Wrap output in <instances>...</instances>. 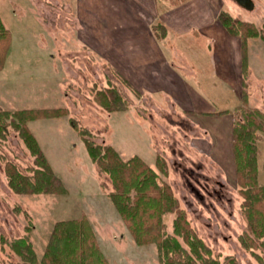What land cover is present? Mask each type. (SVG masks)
Returning <instances> with one entry per match:
<instances>
[{
  "label": "rangeland",
  "instance_id": "374dc122",
  "mask_svg": "<svg viewBox=\"0 0 264 264\" xmlns=\"http://www.w3.org/2000/svg\"><path fill=\"white\" fill-rule=\"evenodd\" d=\"M76 1L0 0V16L10 33L7 53H0L4 58L0 110H68L60 117L28 123L67 193L13 191L8 184L7 164L11 162L23 173L31 174L35 157L12 125L6 137H0V232L8 241L28 236L40 260L56 221L86 216L109 264H160L158 244H139L112 199L109 210L95 191L99 181L108 195L113 183L92 161L83 138L71 124L73 118L91 131L96 143L113 145L125 159L137 154L154 167L161 182H167L178 199L187 225L183 231L208 246L210 256L219 264H233L232 259L236 264H264V236L256 237L251 228L244 188L237 181L233 157L227 154L231 139L226 114L232 110L233 116L242 119L235 111L242 101V90L221 81L222 77L233 76V68L242 64L245 39L248 107L264 112V0H253L252 9L235 0H165L173 5L170 7L180 4L185 9L186 23L196 29V40L181 39L179 46L185 47L184 54L198 55L190 58L188 71L180 68L184 65L177 58L170 67L157 57V52L153 54L152 61L159 67L157 74L170 76L176 71V78L164 85L167 95H163L165 89L151 95L135 88L116 66L132 62L123 50L133 53L136 48L133 40L139 19L131 23L117 17L105 0ZM223 10L245 24H253L259 35L245 37L240 29L238 34H230L218 18ZM208 21L211 23L206 25ZM156 25L151 27L156 37L162 38L163 29ZM125 30L123 37L120 31ZM130 34L132 41H123ZM136 71L141 73L140 69ZM109 86L120 91L127 110L109 112L97 103L96 92ZM169 100L202 110L194 118L208 131ZM257 147L254 187L258 190L264 184V131H258ZM157 155L164 159L167 174L157 168ZM176 217V212H166L164 229L189 248L185 237L175 232ZM241 235L255 244L246 247ZM22 262L10 243L0 241V264Z\"/></svg>",
  "mask_w": 264,
  "mask_h": 264
},
{
  "label": "trees",
  "instance_id": "16d2710c",
  "mask_svg": "<svg viewBox=\"0 0 264 264\" xmlns=\"http://www.w3.org/2000/svg\"><path fill=\"white\" fill-rule=\"evenodd\" d=\"M218 18L230 34H238L240 29L245 37L259 35L258 29L253 24H245L227 11H220ZM156 27L163 29L162 36H165L166 26L157 23ZM9 42V30L0 16V53H7ZM0 61V63L4 62L1 54ZM3 65L4 63L0 65V69ZM241 71L244 87L246 86L244 76L247 72L245 39L242 42ZM241 99L235 111L241 114L242 119L235 118L232 128L235 173L238 183L244 188L243 195L246 197L244 205L248 208L251 228L256 237H262L264 236V184L260 185L258 190L254 186L258 175V131H264V112L259 108L248 107V93L245 87L242 89ZM95 100L109 112L128 109L126 100L116 86L98 90ZM67 113L68 110L65 107L0 110V137L5 138L8 126L12 125L19 131L25 145L35 157V166L32 167L31 174L23 173L11 162L7 164L8 184L16 193L64 194L68 192L65 183L55 173L40 142L28 126L31 120L60 117ZM70 121L83 138L87 151L92 161L98 166L99 172H105L110 176L113 189L108 195L139 244L156 242L160 264H219L217 259L210 256L211 250L208 246L197 236L192 237L189 232L183 231L187 225L178 199L173 194L171 186L167 182H161L159 173L154 167L137 154L125 159L113 145L96 143L89 129L79 126L73 118ZM156 166L161 172L167 174L166 163L159 155L156 157ZM258 201L260 205L257 207ZM166 212L177 213L173 223L175 232L185 237L189 248L183 246L177 236L165 231L163 215ZM241 239L246 247L255 244L252 241L249 242L243 235ZM0 241L10 243L12 249L22 258V264H109L86 216L56 221L40 260L28 236L8 241L0 232ZM205 254L209 256L205 257ZM199 259L201 263L198 262ZM232 262L236 264L234 259Z\"/></svg>",
  "mask_w": 264,
  "mask_h": 264
},
{
  "label": "crops",
  "instance_id": "0c3cea01",
  "mask_svg": "<svg viewBox=\"0 0 264 264\" xmlns=\"http://www.w3.org/2000/svg\"><path fill=\"white\" fill-rule=\"evenodd\" d=\"M80 1V0H79ZM109 6H107L111 11L114 10V13L117 17H125L128 19L129 22L135 23L136 20L139 19L138 22V31H135V40L137 45L136 48L133 50V53L129 50H123V54H128L127 58L132 59V62H125L122 65L116 64L117 68L119 69V73L124 75L129 82L135 86V88L140 89L142 91H146L152 95V93H156L157 89H165L163 91V95H167L168 90L164 85H167L166 82L171 81L172 79L176 78V71H174L170 76L167 73L157 74L159 71H156L159 67L157 63L152 61L153 54L157 52V57L161 58L162 62L166 66H170L176 58L181 61L182 65L180 68L191 67L190 58H196L198 55L193 54L192 52H187L184 54L185 47L179 46V41L181 39H191L193 41L196 40V29L189 27L186 23L187 18L184 14L183 6L170 4L169 2L163 0H105ZM78 0L76 1V3ZM74 3V8L75 4ZM170 5V6H169ZM170 7V8H169ZM162 11V12H161ZM113 14V12H112ZM78 18V17H76ZM117 19V18H116ZM206 25L210 24L211 21H208ZM161 23L166 26L167 33L165 36H161L162 38H157L155 32L153 31L151 25ZM121 36H125L127 34V30L120 31ZM133 34L127 35L129 37L126 39L123 38V41H132L130 37ZM203 35V34H202ZM210 35V34H208ZM213 39V38H212ZM210 40V39H209ZM209 40H207L209 42ZM185 42V41H184ZM182 44V43H181ZM183 47V49L181 48ZM165 50V52L163 51ZM173 49V50H172ZM109 52V51H108ZM187 57V58H186ZM122 58H125L124 56ZM142 59L141 60H139ZM188 66V67H187ZM239 67L233 68V76H228V79L222 77L221 81L225 84H232L234 89L236 90L237 87L240 88V92L243 88L242 85V71H241V64H238ZM174 67L177 68V65L174 64ZM146 68L147 71L142 69ZM140 69L141 73L137 72L136 70ZM189 71V68H188ZM147 76V77H146ZM220 78V77H219ZM160 88H158V87ZM168 99V96H166ZM175 106L181 109L182 112L185 114H190L191 116H196V112L200 113L202 110H195L193 107L183 105L178 102L177 100H169ZM263 105V104H261ZM238 106V105H237ZM125 111V110H124ZM231 111L232 110H228ZM116 112V111H114ZM225 113L228 116V124L227 129L230 137L229 146L227 148V154L233 157V165L235 168V160L233 154V147H232V128L233 123L235 120V116L233 113ZM194 121L198 123V125L202 128L203 131H208L205 124L199 122L194 118ZM203 149V148H202ZM229 152V153H228ZM222 154V153H221ZM220 157V155H219ZM95 191L100 195V198L103 202L107 204L109 210H112L110 201L111 199L101 188L100 182L98 181L95 186ZM112 213H114L112 211Z\"/></svg>",
  "mask_w": 264,
  "mask_h": 264
},
{
  "label": "flooded vegetation",
  "instance_id": "af4514ba",
  "mask_svg": "<svg viewBox=\"0 0 264 264\" xmlns=\"http://www.w3.org/2000/svg\"><path fill=\"white\" fill-rule=\"evenodd\" d=\"M238 2L240 5H244L250 9L254 7L253 0H235Z\"/></svg>",
  "mask_w": 264,
  "mask_h": 264
}]
</instances>
